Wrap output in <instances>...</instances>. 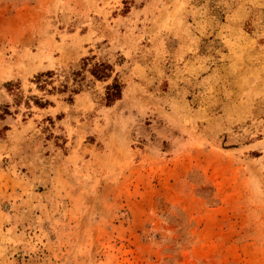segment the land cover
Masks as SVG:
<instances>
[{"label": "rangeland", "instance_id": "1", "mask_svg": "<svg viewBox=\"0 0 264 264\" xmlns=\"http://www.w3.org/2000/svg\"><path fill=\"white\" fill-rule=\"evenodd\" d=\"M0 264H264V0H0Z\"/></svg>", "mask_w": 264, "mask_h": 264}]
</instances>
